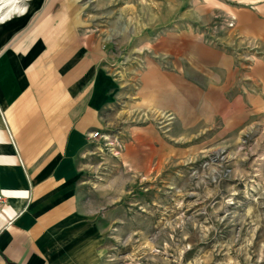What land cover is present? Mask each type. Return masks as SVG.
<instances>
[{
	"label": "rangeland",
	"instance_id": "374dc122",
	"mask_svg": "<svg viewBox=\"0 0 264 264\" xmlns=\"http://www.w3.org/2000/svg\"><path fill=\"white\" fill-rule=\"evenodd\" d=\"M18 1L25 14L0 34L15 38L62 1L112 90L76 157L78 229L55 263L264 264V0ZM198 5L215 10L209 20L192 16ZM183 30L236 69L234 97L194 126L189 107L202 104L159 110L145 78L154 66L181 72L154 49Z\"/></svg>",
	"mask_w": 264,
	"mask_h": 264
},
{
	"label": "crops",
	"instance_id": "0c3cea01",
	"mask_svg": "<svg viewBox=\"0 0 264 264\" xmlns=\"http://www.w3.org/2000/svg\"><path fill=\"white\" fill-rule=\"evenodd\" d=\"M226 9L243 22L239 9ZM214 12L198 5L192 16L209 20ZM81 26L58 1L15 38L0 34V264L62 263L64 240L78 229L76 157L112 91L96 66L94 38ZM197 40L184 30L166 36L154 52L181 72L154 66L145 77L154 76L159 110L202 104L190 105L191 126L236 94L229 56Z\"/></svg>",
	"mask_w": 264,
	"mask_h": 264
},
{
	"label": "bare ground",
	"instance_id": "6f19581e",
	"mask_svg": "<svg viewBox=\"0 0 264 264\" xmlns=\"http://www.w3.org/2000/svg\"><path fill=\"white\" fill-rule=\"evenodd\" d=\"M25 12V6L20 5L18 0H0V24L9 21L15 15L21 16Z\"/></svg>",
	"mask_w": 264,
	"mask_h": 264
},
{
	"label": "built area",
	"instance_id": "2783aa9c",
	"mask_svg": "<svg viewBox=\"0 0 264 264\" xmlns=\"http://www.w3.org/2000/svg\"><path fill=\"white\" fill-rule=\"evenodd\" d=\"M229 25V28H231L232 27V24L230 23V24H228ZM97 136V133L96 132H94L93 134H92V137H96Z\"/></svg>",
	"mask_w": 264,
	"mask_h": 264
}]
</instances>
